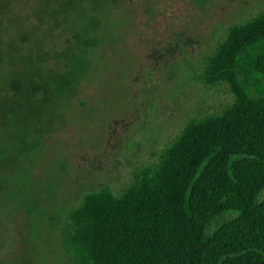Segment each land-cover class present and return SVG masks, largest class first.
<instances>
[{
	"label": "rangeland",
	"instance_id": "obj_1",
	"mask_svg": "<svg viewBox=\"0 0 264 264\" xmlns=\"http://www.w3.org/2000/svg\"><path fill=\"white\" fill-rule=\"evenodd\" d=\"M66 2L80 11L82 0ZM106 3L93 15L102 24L99 47L42 71L47 89L32 105L18 108L25 96L3 93L12 60L0 62V264H74L61 247L67 211L90 191L121 194L190 119L233 103L225 86L201 85L203 59L229 26L264 11V0ZM57 6L0 0V47L11 55L18 45L21 62L34 50L22 37L45 31L64 49L80 22L53 12Z\"/></svg>",
	"mask_w": 264,
	"mask_h": 264
},
{
	"label": "trees",
	"instance_id": "obj_2",
	"mask_svg": "<svg viewBox=\"0 0 264 264\" xmlns=\"http://www.w3.org/2000/svg\"><path fill=\"white\" fill-rule=\"evenodd\" d=\"M54 1L53 12L80 22L64 49L45 31L22 37L34 42L30 60H16L18 45L11 55L0 47V62L12 60L1 90L25 96L18 108L46 91L38 77L52 63L83 60L104 40L93 15L106 0H82L78 13L76 3ZM199 82L225 86L233 103L190 119L121 194L90 191L67 211L61 247L74 264H264V11L226 29L204 57Z\"/></svg>",
	"mask_w": 264,
	"mask_h": 264
}]
</instances>
